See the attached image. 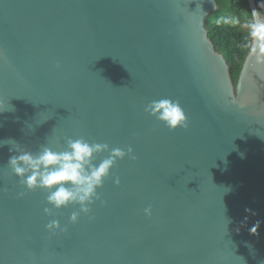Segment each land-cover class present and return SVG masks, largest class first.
I'll list each match as a JSON object with an SVG mask.
<instances>
[{"label":"water","instance_id":"obj_1","mask_svg":"<svg viewBox=\"0 0 264 264\" xmlns=\"http://www.w3.org/2000/svg\"><path fill=\"white\" fill-rule=\"evenodd\" d=\"M217 9L0 0V140L38 154L84 138L136 157L73 224L79 205L48 216L47 190L21 185L15 145L0 147V264H264V69L246 58L235 85L205 26ZM162 98L180 102L187 129L145 111ZM53 219L67 231L49 232Z\"/></svg>","mask_w":264,"mask_h":264},{"label":"clouds","instance_id":"obj_2","mask_svg":"<svg viewBox=\"0 0 264 264\" xmlns=\"http://www.w3.org/2000/svg\"><path fill=\"white\" fill-rule=\"evenodd\" d=\"M260 8H264V0H260L259 9L234 12L218 18L216 23L244 30L245 35L239 47L245 50L246 58L255 59V66L264 69V14ZM3 111L4 107L0 104V112ZM145 111L163 122L170 130L187 129L189 126L188 117L178 100L169 98L152 100ZM5 144L15 145V150L19 153L10 156L8 165L20 178V184L26 186L29 191L38 188L47 190V202L52 205L44 209L48 216L55 215L53 209L79 205L80 211L73 212L70 216L73 224L79 221L81 212L90 213V205L100 199L98 189L103 187L105 179L110 176L111 169L117 161L126 156L136 159L131 147L127 152L119 147L110 149L106 143H89L84 138L69 139L67 151H53L52 148L45 147L38 154L20 148L13 139L0 140V147ZM104 151H110V155L99 164H95L94 156ZM115 183L120 184L118 177ZM24 195L25 193H20V196ZM144 213L151 216L152 208H145ZM259 225L260 222L257 221L249 231L257 234ZM46 227L52 233L57 230L67 231L66 227L61 228L60 221L56 219L51 220Z\"/></svg>","mask_w":264,"mask_h":264},{"label":"trees","instance_id":"obj_3","mask_svg":"<svg viewBox=\"0 0 264 264\" xmlns=\"http://www.w3.org/2000/svg\"><path fill=\"white\" fill-rule=\"evenodd\" d=\"M218 9L207 16L205 26L209 32V37L213 41L217 52L223 54L229 65L230 74L235 85L238 82L244 61L246 59L245 50L239 45L243 41L245 31L234 28L223 23H216L220 17L234 12L251 11L249 0H216ZM257 8L260 7V0H255ZM264 14V8H260Z\"/></svg>","mask_w":264,"mask_h":264}]
</instances>
